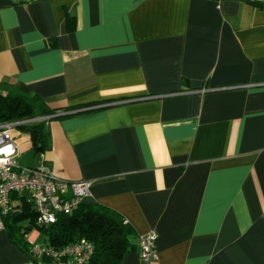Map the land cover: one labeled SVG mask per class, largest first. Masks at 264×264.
<instances>
[{"label":"crops","instance_id":"crops-1","mask_svg":"<svg viewBox=\"0 0 264 264\" xmlns=\"http://www.w3.org/2000/svg\"><path fill=\"white\" fill-rule=\"evenodd\" d=\"M2 83L91 104L42 152L13 130L18 161L92 181L84 203L154 234L151 264H264V0H0ZM0 264L65 263L4 230Z\"/></svg>","mask_w":264,"mask_h":264},{"label":"trees","instance_id":"trees-1","mask_svg":"<svg viewBox=\"0 0 264 264\" xmlns=\"http://www.w3.org/2000/svg\"><path fill=\"white\" fill-rule=\"evenodd\" d=\"M90 105L52 109L35 93L12 84H0V123L48 117L47 120L18 125L20 131L30 135L34 153L49 147L48 122L66 118L53 117L56 111ZM12 199L13 211L4 219L5 230L12 242L29 255L31 244L25 237L29 227L39 231L46 245L55 249L86 239L93 246V254L86 264H120L125 254L138 250L139 237L133 227L120 213L108 207L82 203L71 215H58L54 224L43 226L36 223V213L24 194L12 195ZM25 221L27 225L23 224Z\"/></svg>","mask_w":264,"mask_h":264},{"label":"built area","instance_id":"built-area-1","mask_svg":"<svg viewBox=\"0 0 264 264\" xmlns=\"http://www.w3.org/2000/svg\"><path fill=\"white\" fill-rule=\"evenodd\" d=\"M47 119L0 123V232L5 230L4 219L13 211L12 195L24 194L36 213V223L43 226L54 224L58 215H71L90 196L92 181L67 182L55 178L45 163L31 167L19 163L13 130L24 123ZM30 244L33 258L65 264H86L93 254V246L86 239L58 249L46 244ZM138 253L140 264H151L155 260L154 234L139 237Z\"/></svg>","mask_w":264,"mask_h":264},{"label":"rangeland","instance_id":"rangeland-1","mask_svg":"<svg viewBox=\"0 0 264 264\" xmlns=\"http://www.w3.org/2000/svg\"><path fill=\"white\" fill-rule=\"evenodd\" d=\"M33 157H34L33 155H30V156H28L26 159L23 158V161L26 162V163H32ZM22 223H23V222H22ZM23 224L27 225L28 222L25 221ZM43 241H44V236L41 235V237L38 239V243H39V245H41V244L43 243ZM43 245H44V244H43ZM43 245H41V246H43Z\"/></svg>","mask_w":264,"mask_h":264},{"label":"water","instance_id":"water-1","mask_svg":"<svg viewBox=\"0 0 264 264\" xmlns=\"http://www.w3.org/2000/svg\"><path fill=\"white\" fill-rule=\"evenodd\" d=\"M81 111H85V110H76V111H70V112H64V113H61L57 116H54V117H59V116H66V115H73V114H76L78 112H81ZM32 228L29 227L27 230H31Z\"/></svg>","mask_w":264,"mask_h":264}]
</instances>
